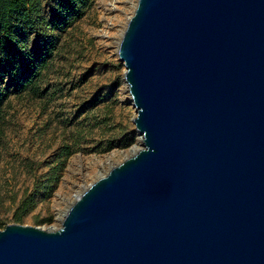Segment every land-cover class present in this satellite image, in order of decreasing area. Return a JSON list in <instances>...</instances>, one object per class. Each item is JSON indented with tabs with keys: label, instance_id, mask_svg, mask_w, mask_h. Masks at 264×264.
I'll return each instance as SVG.
<instances>
[{
	"label": "water",
	"instance_id": "1",
	"mask_svg": "<svg viewBox=\"0 0 264 264\" xmlns=\"http://www.w3.org/2000/svg\"><path fill=\"white\" fill-rule=\"evenodd\" d=\"M118 57L140 147L0 264H264V0H138Z\"/></svg>",
	"mask_w": 264,
	"mask_h": 264
},
{
	"label": "rangeland",
	"instance_id": "2",
	"mask_svg": "<svg viewBox=\"0 0 264 264\" xmlns=\"http://www.w3.org/2000/svg\"><path fill=\"white\" fill-rule=\"evenodd\" d=\"M59 2L42 0L45 23L17 50L15 75L0 65V218L7 225L21 215L22 225L60 227L67 200L140 147L126 69L107 41L138 0H92L82 17L52 31ZM43 58L34 86L21 89L32 75L28 60Z\"/></svg>",
	"mask_w": 264,
	"mask_h": 264
},
{
	"label": "trees",
	"instance_id": "3",
	"mask_svg": "<svg viewBox=\"0 0 264 264\" xmlns=\"http://www.w3.org/2000/svg\"><path fill=\"white\" fill-rule=\"evenodd\" d=\"M91 5L92 0H60L57 15L50 23L52 31L61 30L63 29V25H69L68 21L70 19L74 20L82 17ZM41 7L42 0H0V65L3 69L5 67L6 69L10 68L14 70L13 75H15L18 69L13 64L17 58V50L21 47L25 48L29 35L35 33L45 23V19L41 14ZM49 46L47 45V47ZM28 63L30 67L28 69L32 75L21 81V84H19L22 85L21 89L34 86V79L39 78L42 69L46 66L47 60L43 58L37 64L29 59ZM2 73L4 71L0 70V83L4 77ZM1 93L2 90H0V103L2 101ZM68 149L62 154L66 158L72 154ZM14 219L15 223L20 224L22 222L21 215H16ZM6 226L7 224L0 218V229H4Z\"/></svg>",
	"mask_w": 264,
	"mask_h": 264
},
{
	"label": "bare ground",
	"instance_id": "4",
	"mask_svg": "<svg viewBox=\"0 0 264 264\" xmlns=\"http://www.w3.org/2000/svg\"><path fill=\"white\" fill-rule=\"evenodd\" d=\"M137 4L136 3L134 4V8L131 11V14L129 16L127 15L125 18H123V16L121 18H119L117 16L119 19H117V20L115 19L116 23L114 24L113 28L116 29V27L117 28L119 27V29L118 30H114L113 33H110L109 34V39L107 41H109L110 44H112V43L115 44L117 46V50H118L119 44H120V42L122 40V36L124 34V31H125V29H126V27L128 25L129 19L133 16V14L135 12V9L137 7ZM118 9H120V8H118ZM119 12L121 13V9L119 10ZM107 172H108V170H106L102 175H105ZM88 178H90V177H88ZM93 182H94V180L91 181V183H93ZM91 183H85L84 186H82L80 189H78L76 191V193H77L76 197H72V198H69L67 200L68 203L70 204L67 208H69L71 206V204L76 200V198H78L90 186Z\"/></svg>",
	"mask_w": 264,
	"mask_h": 264
}]
</instances>
